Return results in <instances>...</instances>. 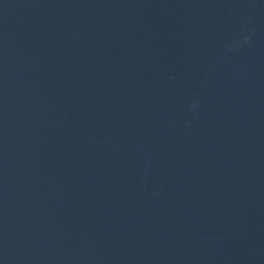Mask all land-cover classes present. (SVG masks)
Segmentation results:
<instances>
[{
    "label": "water",
    "instance_id": "obj_1",
    "mask_svg": "<svg viewBox=\"0 0 264 264\" xmlns=\"http://www.w3.org/2000/svg\"><path fill=\"white\" fill-rule=\"evenodd\" d=\"M167 0H0V116Z\"/></svg>",
    "mask_w": 264,
    "mask_h": 264
}]
</instances>
